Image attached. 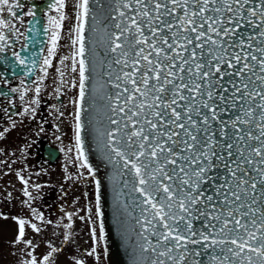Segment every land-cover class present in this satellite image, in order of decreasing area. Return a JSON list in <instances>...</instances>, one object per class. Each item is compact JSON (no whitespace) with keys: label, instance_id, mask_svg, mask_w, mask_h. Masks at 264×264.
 <instances>
[{"label":"snow or ice","instance_id":"1","mask_svg":"<svg viewBox=\"0 0 264 264\" xmlns=\"http://www.w3.org/2000/svg\"><path fill=\"white\" fill-rule=\"evenodd\" d=\"M4 5L13 7L0 0V8ZM91 5L80 0L73 40L79 105L85 103L86 82L103 69L115 90L103 97L114 127L99 135L109 160L127 174L123 188L139 208L133 217L140 226L139 251L132 264H141L146 252L150 264L205 259L264 264V0H91ZM50 7L59 19L49 17V25L59 30L65 0ZM98 24H104L101 40L95 39ZM0 27L8 25L0 20ZM85 27L94 37L87 49ZM23 35L17 34V42ZM58 40V31L52 32L50 55ZM6 50L19 66L29 67L25 49L14 50L0 32V54ZM43 63L50 66L48 58ZM72 70L77 71L75 59ZM76 119L79 144V114ZM96 186L99 190V181ZM17 223L18 242L33 249L24 241L25 221ZM103 228L101 222V233ZM32 229L40 231L35 224ZM92 237L98 244L95 228ZM121 237L127 241L125 232ZM49 247L42 264L57 251ZM27 255L25 264H38L32 251ZM87 255L99 260L95 248Z\"/></svg>","mask_w":264,"mask_h":264},{"label":"flooded vegetation","instance_id":"2","mask_svg":"<svg viewBox=\"0 0 264 264\" xmlns=\"http://www.w3.org/2000/svg\"><path fill=\"white\" fill-rule=\"evenodd\" d=\"M9 3L13 5L11 9L7 5L0 8V20L8 25L0 27V32L8 37L14 50L25 49L22 55L29 60V67L19 66L10 50L0 54V93H3L0 95V230H7L8 224L18 220L43 227L50 223L70 224L74 231L72 241L81 260L97 262L95 255H87L95 248L105 261L95 185L86 166H82L76 141L80 79L78 45L73 40L80 0H65L64 20L59 30L49 25V17L59 19V14L50 7L56 0H9ZM29 12L34 15H28ZM13 25L16 31L12 30ZM54 31H58L59 40L50 55ZM18 33L24 35L17 42ZM45 58L50 60V66L43 63ZM36 88L40 89L38 95ZM25 109H28L26 113ZM93 228L98 244L92 237ZM5 232L0 233L1 256L17 252L27 255L29 251L34 255V246V250L29 249L27 243L18 242V234L8 237ZM62 239L65 242L68 238ZM50 240L47 234L43 237L45 244ZM24 241L33 245L30 234L24 235Z\"/></svg>","mask_w":264,"mask_h":264},{"label":"water","instance_id":"3","mask_svg":"<svg viewBox=\"0 0 264 264\" xmlns=\"http://www.w3.org/2000/svg\"><path fill=\"white\" fill-rule=\"evenodd\" d=\"M90 6H92L91 0ZM98 15L102 20L103 14L98 13ZM89 23L91 24V21ZM103 28L104 24H98L99 31L95 33L96 40L103 39ZM85 38L87 49L94 43L90 27H85ZM97 46L100 47L99 45ZM86 58L90 59L87 56V51ZM98 73L93 74L85 84L86 96L82 109L79 105L78 87L76 116L77 114L80 116V141L77 146L82 162L86 165L88 171L91 169L89 174L95 185L98 226L106 264H132L133 253H138L139 251L137 233L140 231V226L133 218L139 216V208H136L132 203L134 194L130 195L128 188H123L124 181L128 179L127 174L125 173L122 176L119 167L114 164V160H109L108 150L103 144L104 138L99 135L98 130L102 131L105 128L114 127L110 125L107 119L111 113L107 112L105 107L107 102L103 97L105 93H114L115 90L106 83L107 74L104 70L98 69ZM96 181L100 182L99 190L97 189ZM128 187L130 188L131 185L129 184ZM121 190L124 192L123 196L119 195ZM121 203H128L129 207L123 209L120 207ZM100 213L103 214L102 217ZM121 221H124V223H121ZM101 222L104 225L103 233L100 230ZM197 227H199V222H197ZM122 231L125 232L127 241L122 239ZM153 240L155 242V238ZM150 256L151 253H144L141 264H150ZM204 264H208L207 259H205Z\"/></svg>","mask_w":264,"mask_h":264},{"label":"rangeland","instance_id":"4","mask_svg":"<svg viewBox=\"0 0 264 264\" xmlns=\"http://www.w3.org/2000/svg\"><path fill=\"white\" fill-rule=\"evenodd\" d=\"M69 225L70 224H60L59 226L51 223L49 226L44 227L39 225L36 227L39 228L40 231L36 232L33 231L31 224L25 223L24 235L30 234V236L33 237V246L35 249L33 256L36 257L38 264H42L43 257L51 253L49 245H51L52 248L57 249L55 253H52L53 258L49 261V264H76V261H81L83 264H105L101 255L97 262H94L93 260L84 262V260H81L79 254L75 250V244L72 241L74 231L72 230V226L69 227ZM2 231H6L5 234L8 237L14 236L15 234H18L19 225L18 223L8 224L7 230H0V233H2ZM46 234L49 239H51L49 244H45L43 241V237ZM66 237L68 239L64 242L62 238ZM29 259V256L21 252L12 255L6 253L3 254V256L0 255V264H25Z\"/></svg>","mask_w":264,"mask_h":264}]
</instances>
